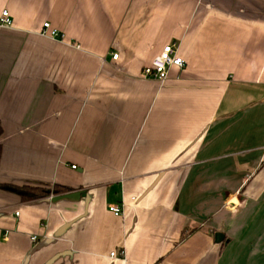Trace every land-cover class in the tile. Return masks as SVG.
I'll list each match as a JSON object with an SVG mask.
<instances>
[{"label":"crops","instance_id":"crops-1","mask_svg":"<svg viewBox=\"0 0 264 264\" xmlns=\"http://www.w3.org/2000/svg\"><path fill=\"white\" fill-rule=\"evenodd\" d=\"M4 10L0 264H264V0ZM168 45L186 67L146 77Z\"/></svg>","mask_w":264,"mask_h":264},{"label":"built area","instance_id":"built-area-1","mask_svg":"<svg viewBox=\"0 0 264 264\" xmlns=\"http://www.w3.org/2000/svg\"><path fill=\"white\" fill-rule=\"evenodd\" d=\"M13 26V19L9 11L4 10L0 16V27L11 28ZM44 36H48L54 40L65 41V35L59 30L52 28L50 23L44 24V30L42 32ZM118 54H113V59L117 60ZM172 67L184 69L186 67V61L179 55L178 49L174 45H168L164 47L159 56L152 61L151 65L144 70L145 76L153 78L161 83H165L168 80L169 72ZM75 168V167H73ZM110 212L115 216L120 217L123 215V207L120 205H114L110 207ZM37 240V237L33 238V241ZM117 253L111 254V257H116Z\"/></svg>","mask_w":264,"mask_h":264},{"label":"trees","instance_id":"trees-1","mask_svg":"<svg viewBox=\"0 0 264 264\" xmlns=\"http://www.w3.org/2000/svg\"><path fill=\"white\" fill-rule=\"evenodd\" d=\"M3 127L0 122V137L3 134ZM1 145H0V159H1ZM6 189L12 192H15L16 194L20 195L22 199H34L38 198L41 196H46L47 194L49 195L50 192L48 190L44 189H38V188H33V187H27V188H10L8 186H3L2 189Z\"/></svg>","mask_w":264,"mask_h":264},{"label":"water","instance_id":"water-1","mask_svg":"<svg viewBox=\"0 0 264 264\" xmlns=\"http://www.w3.org/2000/svg\"><path fill=\"white\" fill-rule=\"evenodd\" d=\"M224 240V235L222 234H217L216 235V242H222Z\"/></svg>","mask_w":264,"mask_h":264}]
</instances>
